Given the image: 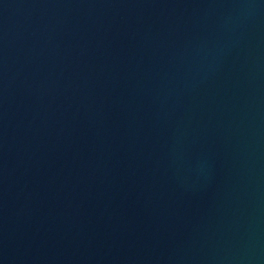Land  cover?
Returning a JSON list of instances; mask_svg holds the SVG:
<instances>
[{
    "label": "water",
    "instance_id": "95a60500",
    "mask_svg": "<svg viewBox=\"0 0 264 264\" xmlns=\"http://www.w3.org/2000/svg\"><path fill=\"white\" fill-rule=\"evenodd\" d=\"M0 264H264V0H0Z\"/></svg>",
    "mask_w": 264,
    "mask_h": 264
}]
</instances>
